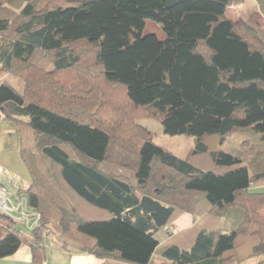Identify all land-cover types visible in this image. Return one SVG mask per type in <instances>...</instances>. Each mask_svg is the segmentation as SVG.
<instances>
[{
    "label": "trees",
    "instance_id": "1",
    "mask_svg": "<svg viewBox=\"0 0 264 264\" xmlns=\"http://www.w3.org/2000/svg\"><path fill=\"white\" fill-rule=\"evenodd\" d=\"M246 1L0 0V72L23 82L0 81V113L28 139L30 184L16 193L41 216L29 230L0 212V259L28 244L40 261L49 239L130 264H210L231 251L238 264H264V145L247 163L219 149L242 130L264 132V28L227 17ZM255 2L264 17V0ZM147 22L164 39L146 34ZM97 77L127 108L92 95L85 85ZM132 112L193 147L176 156ZM82 201L109 218L88 220ZM236 208L244 220L222 233ZM185 214L198 220L188 249L171 233Z\"/></svg>",
    "mask_w": 264,
    "mask_h": 264
},
{
    "label": "rangeland",
    "instance_id": "2",
    "mask_svg": "<svg viewBox=\"0 0 264 264\" xmlns=\"http://www.w3.org/2000/svg\"><path fill=\"white\" fill-rule=\"evenodd\" d=\"M251 4L256 5L255 0H247L243 5L229 9L227 16L229 18H233V21H237L239 18H248L249 16H253L254 11ZM146 34H155L159 39L161 40L164 39V35L160 27L152 22L146 23ZM100 78L101 77H97V79L92 80L93 83H91L90 85L84 84L85 87H88V89H90V92H93L92 95L100 94L102 95V97H108L110 99V103L112 104V107H110L109 109L127 108L128 105L124 100L125 96L123 92L117 87L102 85L103 80H101ZM4 80L9 81L17 89L22 90L23 88V82L21 80L6 73L0 72V81H4ZM75 86L77 87L76 91H78V89L81 86V82L75 81ZM98 100H100V98H98ZM132 113L135 116L137 115V113L134 112ZM135 120L138 124H140V126L148 129L150 132L153 133L155 143L167 148L169 151L173 152L178 157L183 158L194 145L193 138L191 137H186V136L170 137L166 135L164 133L161 123L156 120H151L145 114H143V116L137 115ZM12 124L13 122H8L7 120H4V116L0 113V165L3 166L5 172H8L13 176L21 178L24 181V184L25 183L30 184L29 182L30 175L25 163L21 158V153H20L21 148L26 144L28 139L22 131L17 130L14 126H12ZM257 127L258 126H256V128ZM263 137H264V132L256 134L254 131L249 129L242 130L228 137L226 141L223 143V145L219 146V149L234 156H238L244 161V163H247L252 158V156H254L263 147L264 145V143L262 142ZM211 139L214 138L210 137L209 140ZM39 165H40V169L43 171H45L44 168L48 166L45 163V161L44 162L41 161ZM2 172L3 171L0 168V177L2 175ZM48 182L49 181L46 180L45 192L47 194L49 192L50 193L52 192ZM1 186L6 187L2 183ZM260 186L262 188L256 189L257 192H264V186L262 185ZM6 188H8L10 192L12 191L11 193H15L13 189H10L9 187ZM82 203H83L82 210L84 212V216L88 220H104L109 218V214L107 212L96 209L91 205L87 204L86 202L82 201Z\"/></svg>",
    "mask_w": 264,
    "mask_h": 264
},
{
    "label": "crops",
    "instance_id": "3",
    "mask_svg": "<svg viewBox=\"0 0 264 264\" xmlns=\"http://www.w3.org/2000/svg\"><path fill=\"white\" fill-rule=\"evenodd\" d=\"M251 6L254 11V18L264 28V17L259 13L257 5L251 4ZM229 19L233 20V18ZM0 168L3 171L0 177V181L4 186L13 189L15 192L20 189L28 188L29 183L24 184V181L21 178L5 172V169L2 165H0ZM244 217L245 213L243 210L237 208L233 209L229 212L226 218L220 221L218 229L222 233H230L232 231H235L244 220ZM197 221L198 220L190 214H185L172 224L171 233L180 234V236H177L179 238L178 243H180L183 249H188L190 248V246H192L194 239L196 238V234H192L191 231L193 228H195ZM212 227L215 228L216 226L211 225L210 228ZM156 239L159 241L161 246L168 245L171 241L170 236L165 231H161L160 233H158L156 235ZM34 254L35 253L28 244H23L14 255L4 259H0V264H130L113 260H100L88 253L68 252L62 249L59 245L51 242L49 239H45L44 249L40 261L35 260ZM240 255L241 254L239 252L237 253L236 251H231L225 253L220 259L211 261L210 264H238ZM155 259L160 262L166 261L160 253L157 256L155 255ZM249 262L250 263L244 262L243 264H256V261L255 263L253 261Z\"/></svg>",
    "mask_w": 264,
    "mask_h": 264
},
{
    "label": "built area",
    "instance_id": "4",
    "mask_svg": "<svg viewBox=\"0 0 264 264\" xmlns=\"http://www.w3.org/2000/svg\"><path fill=\"white\" fill-rule=\"evenodd\" d=\"M11 192L8 188L1 186L0 183V212L19 224L25 225L29 230L35 229L41 216L29 208L25 196H18Z\"/></svg>",
    "mask_w": 264,
    "mask_h": 264
},
{
    "label": "bare ground",
    "instance_id": "5",
    "mask_svg": "<svg viewBox=\"0 0 264 264\" xmlns=\"http://www.w3.org/2000/svg\"><path fill=\"white\" fill-rule=\"evenodd\" d=\"M16 193V192H15ZM17 194V193H16ZM18 196H20V195H18Z\"/></svg>",
    "mask_w": 264,
    "mask_h": 264
}]
</instances>
